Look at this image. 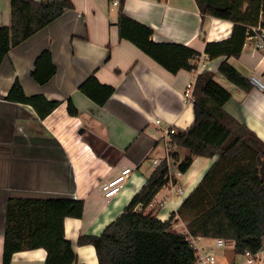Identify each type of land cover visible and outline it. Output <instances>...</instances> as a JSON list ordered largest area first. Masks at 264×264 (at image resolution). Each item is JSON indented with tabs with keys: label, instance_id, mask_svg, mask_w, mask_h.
<instances>
[{
	"label": "crops",
	"instance_id": "1",
	"mask_svg": "<svg viewBox=\"0 0 264 264\" xmlns=\"http://www.w3.org/2000/svg\"><path fill=\"white\" fill-rule=\"evenodd\" d=\"M71 1L73 9L13 47L0 65V264L6 204L11 197L83 200L81 218L64 219L65 238L75 252V264H98L94 248L79 245L78 237L99 235L144 185L153 168L142 174L138 172L141 162L154 159L160 141L166 153L165 128L174 125L178 131L191 125L192 103L183 102V93L198 73L214 74L231 93L224 110L264 142V90L245 92L233 85L218 72L224 57L209 59L203 53L206 42L230 36V21L202 16L195 0H125V14L150 26L153 41L191 47L200 52L198 59L206 64L198 70L172 74L134 44L119 38L116 4L110 0ZM8 23L9 2L0 0V25ZM43 50L50 52L56 72L40 85L31 72ZM227 61L246 78L259 74L264 83V67L257 64L258 56L249 45L243 46L238 58ZM90 74L114 87L103 106L78 90ZM15 80L27 96L41 94L61 101L60 105L38 118L30 105L5 99ZM68 98L78 110L76 116L67 112ZM173 152L181 160L188 151L173 145ZM215 159L196 157L185 174L177 172L174 162L171 173L175 184L161 188L155 196L156 201H164L156 212L158 219L171 217ZM127 167L131 173L120 191L105 198L101 185ZM173 228L186 230V222L176 220ZM197 243L227 256L228 263L234 264L233 248H217L215 239L210 238L197 237ZM45 257L42 248L19 251L13 254L11 264H45Z\"/></svg>",
	"mask_w": 264,
	"mask_h": 264
},
{
	"label": "trees",
	"instance_id": "2",
	"mask_svg": "<svg viewBox=\"0 0 264 264\" xmlns=\"http://www.w3.org/2000/svg\"><path fill=\"white\" fill-rule=\"evenodd\" d=\"M112 1V0H110ZM9 23L0 25V65L9 51L73 9L71 0H8ZM202 16L230 21V36L206 42L203 53L224 57L218 72L238 88L252 89L227 60L241 55L246 33L264 17V0H195ZM125 0H117L118 34L172 74L194 70L199 51L181 43L155 42L153 29L127 16ZM56 72L48 50L35 59L31 76L42 85ZM78 90L98 106L112 96L114 87L90 74ZM193 122L170 136L171 143L188 152L172 158L179 174H185L194 158L216 159L184 198L171 217H157L159 205L147 208L161 188L175 184V176L163 163L153 169L144 185L124 210L99 235H81L79 245H91L98 264H196L189 237L223 239L232 242L233 254L262 250L264 238V142L224 110L231 93L211 72L198 73L193 88ZM30 105L43 119L61 103L41 94L27 96L18 80L5 97ZM70 116L78 114L71 98L66 99ZM84 201L73 197L21 198L7 200L1 264H11L14 253L42 248L45 264H75L76 255L65 238L64 219L81 218ZM186 222V233L173 228L175 220Z\"/></svg>",
	"mask_w": 264,
	"mask_h": 264
},
{
	"label": "built area",
	"instance_id": "3",
	"mask_svg": "<svg viewBox=\"0 0 264 264\" xmlns=\"http://www.w3.org/2000/svg\"><path fill=\"white\" fill-rule=\"evenodd\" d=\"M111 2L117 5V0H112ZM248 45L252 49V52L258 56L257 64L264 67V17L262 13L259 14L257 24L250 27L246 33L245 42L243 46H248ZM205 66L206 64H204V62H202L201 59H198L194 70L204 68ZM248 81L253 89L259 91L264 90V83L254 74L248 77ZM193 88H194V82L187 83L183 93L184 103H188V104L193 103L194 101ZM154 123L159 124V121L155 120ZM175 132H176V128L174 127V125H171L162 131L163 137L165 138L166 153L164 158H154L151 160V165L154 168L159 167L163 163H166L168 165L167 162L168 159H172L173 144L171 143L170 136ZM130 173H131V169L129 167L124 168L121 170L119 175L103 183L101 185L103 196L105 198H110L116 195L122 188L123 184L127 180ZM169 185H173V184L170 183ZM177 192L179 194L183 193L181 189H178ZM163 203L164 201L158 202L154 198L153 201L147 205V208L149 209L154 208L155 205H159V207H161ZM179 232L186 233V230L181 229ZM189 240L191 246L195 250L196 264H229V263H224L223 262L224 256L218 255V253L215 250L213 249L205 250L203 247H201L197 243L196 237L195 238L189 237ZM215 246L217 248H222L226 246V242L223 239H215ZM242 256L244 257V263L247 264L264 263V249L254 254L246 251L245 253L242 254Z\"/></svg>",
	"mask_w": 264,
	"mask_h": 264
},
{
	"label": "rangeland",
	"instance_id": "4",
	"mask_svg": "<svg viewBox=\"0 0 264 264\" xmlns=\"http://www.w3.org/2000/svg\"><path fill=\"white\" fill-rule=\"evenodd\" d=\"M258 77L261 79L259 74H258ZM158 153H160L162 155L159 156ZM164 157H165L164 143L162 141H160V146H159V148H157L154 155H152V158H164ZM151 160L152 159H143L141 162V164H142L141 169L138 172H140V173L143 172L142 174H146V172H148L152 168L154 169V167L150 165ZM167 162H168V167H169L170 172H173L175 169L174 160L168 159ZM153 169H152V171H153ZM183 188H184V186H183ZM179 230H180V228H179ZM226 247L230 250L232 248V242H228L227 246H224L222 248L224 249ZM231 254H232L231 257H233L234 254L233 253H231ZM223 256H224L223 262L228 263V261L226 260L227 256H225V255H223ZM234 264H247V263H244V257L241 254H239V255L237 254V255H234ZM253 264H255V263H253ZM262 264H264V263H262Z\"/></svg>",
	"mask_w": 264,
	"mask_h": 264
},
{
	"label": "water",
	"instance_id": "5",
	"mask_svg": "<svg viewBox=\"0 0 264 264\" xmlns=\"http://www.w3.org/2000/svg\"><path fill=\"white\" fill-rule=\"evenodd\" d=\"M81 132V131H80Z\"/></svg>",
	"mask_w": 264,
	"mask_h": 264
}]
</instances>
